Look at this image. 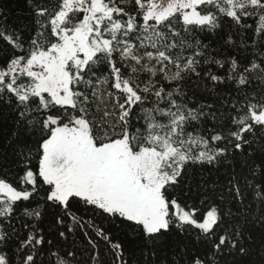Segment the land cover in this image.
<instances>
[{
	"label": "snow or ice",
	"instance_id": "obj_1",
	"mask_svg": "<svg viewBox=\"0 0 264 264\" xmlns=\"http://www.w3.org/2000/svg\"><path fill=\"white\" fill-rule=\"evenodd\" d=\"M0 264H264V0H0Z\"/></svg>",
	"mask_w": 264,
	"mask_h": 264
},
{
	"label": "trees",
	"instance_id": "obj_2",
	"mask_svg": "<svg viewBox=\"0 0 264 264\" xmlns=\"http://www.w3.org/2000/svg\"><path fill=\"white\" fill-rule=\"evenodd\" d=\"M14 2V0H10V3Z\"/></svg>",
	"mask_w": 264,
	"mask_h": 264
}]
</instances>
